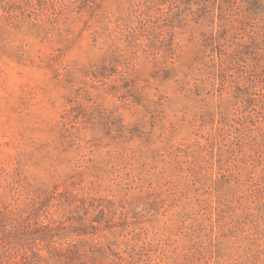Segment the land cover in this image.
Masks as SVG:
<instances>
[{
    "label": "rangeland",
    "instance_id": "1",
    "mask_svg": "<svg viewBox=\"0 0 264 264\" xmlns=\"http://www.w3.org/2000/svg\"><path fill=\"white\" fill-rule=\"evenodd\" d=\"M0 264H264V0H0Z\"/></svg>",
    "mask_w": 264,
    "mask_h": 264
}]
</instances>
